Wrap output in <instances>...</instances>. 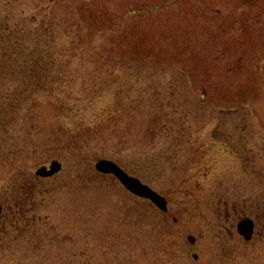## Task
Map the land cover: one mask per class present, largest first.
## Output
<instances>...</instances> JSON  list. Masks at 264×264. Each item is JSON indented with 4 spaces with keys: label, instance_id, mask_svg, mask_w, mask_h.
I'll return each instance as SVG.
<instances>
[{
    "label": "rangeland",
    "instance_id": "374dc122",
    "mask_svg": "<svg viewBox=\"0 0 264 264\" xmlns=\"http://www.w3.org/2000/svg\"><path fill=\"white\" fill-rule=\"evenodd\" d=\"M0 208V264H264V0H0Z\"/></svg>",
    "mask_w": 264,
    "mask_h": 264
},
{
    "label": "water",
    "instance_id": "95a60500",
    "mask_svg": "<svg viewBox=\"0 0 264 264\" xmlns=\"http://www.w3.org/2000/svg\"><path fill=\"white\" fill-rule=\"evenodd\" d=\"M60 169L61 164L57 161H53L49 166V169L43 166L37 171L36 174L43 177L52 176ZM95 169L99 173L113 175L131 194L151 201L163 212L167 211V201L164 197L159 195L149 186L143 184L138 178L129 175L115 162L105 159L99 160L95 165ZM238 231L245 238V240H250L253 231L252 221L249 219L242 220L238 224ZM189 241L193 243L195 239L193 237H189Z\"/></svg>",
    "mask_w": 264,
    "mask_h": 264
}]
</instances>
